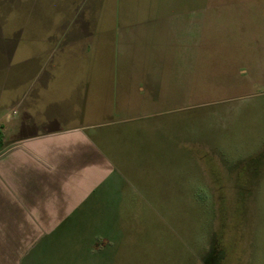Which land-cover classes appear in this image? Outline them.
<instances>
[{"label":"rangeland","instance_id":"rangeland-1","mask_svg":"<svg viewBox=\"0 0 264 264\" xmlns=\"http://www.w3.org/2000/svg\"><path fill=\"white\" fill-rule=\"evenodd\" d=\"M1 34L14 112L35 66L55 75L42 102L113 70L146 82L153 59L168 70L169 105L141 97L124 115L123 232L107 234L122 244L100 264H264V0H0ZM51 247L46 261L68 264L72 245Z\"/></svg>","mask_w":264,"mask_h":264},{"label":"crops","instance_id":"crops-1","mask_svg":"<svg viewBox=\"0 0 264 264\" xmlns=\"http://www.w3.org/2000/svg\"><path fill=\"white\" fill-rule=\"evenodd\" d=\"M24 42V35L20 36L17 51ZM7 43V36L1 34L0 264H50L44 258L48 252L53 256L48 247L56 248L65 241L73 247L68 250V264L69 260L71 264H100L108 246L117 244V237L111 240L107 234L123 232L120 203L122 192H128L125 179L130 176H124L123 170H130L133 156L131 144H127L133 135V119L124 115L141 97L169 105L162 102L168 70L153 59L146 82H136L137 77H131L137 73L133 69L113 70L110 82L93 86L83 81L69 88L75 97L61 94L42 102L41 91L48 89L55 75L46 66L36 72L35 66V75L42 80L34 77L28 90L21 91L14 112ZM23 71L24 66L19 81ZM192 72L195 74L193 68ZM98 73L104 77L107 72L103 68ZM111 111L122 115L107 120ZM119 128L123 133L118 138L115 130ZM81 243L88 247L86 257L76 248ZM253 261L243 258L236 264Z\"/></svg>","mask_w":264,"mask_h":264},{"label":"trees","instance_id":"trees-1","mask_svg":"<svg viewBox=\"0 0 264 264\" xmlns=\"http://www.w3.org/2000/svg\"><path fill=\"white\" fill-rule=\"evenodd\" d=\"M1 143H2V138H1V133H0V145H1Z\"/></svg>","mask_w":264,"mask_h":264}]
</instances>
